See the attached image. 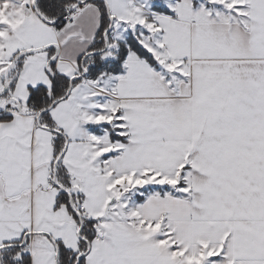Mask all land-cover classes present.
<instances>
[{
  "label": "snow or ice",
  "instance_id": "snow-or-ice-1",
  "mask_svg": "<svg viewBox=\"0 0 264 264\" xmlns=\"http://www.w3.org/2000/svg\"><path fill=\"white\" fill-rule=\"evenodd\" d=\"M0 264H264V0H0Z\"/></svg>",
  "mask_w": 264,
  "mask_h": 264
}]
</instances>
